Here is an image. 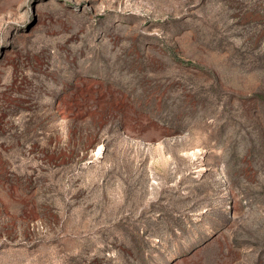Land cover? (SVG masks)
<instances>
[{
    "label": "rangeland",
    "instance_id": "1",
    "mask_svg": "<svg viewBox=\"0 0 264 264\" xmlns=\"http://www.w3.org/2000/svg\"><path fill=\"white\" fill-rule=\"evenodd\" d=\"M0 264H264V0H0Z\"/></svg>",
    "mask_w": 264,
    "mask_h": 264
}]
</instances>
